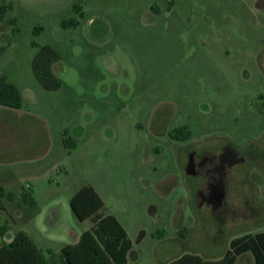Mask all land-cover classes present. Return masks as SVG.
Masks as SVG:
<instances>
[{"label": "rangeland", "instance_id": "374dc122", "mask_svg": "<svg viewBox=\"0 0 264 264\" xmlns=\"http://www.w3.org/2000/svg\"><path fill=\"white\" fill-rule=\"evenodd\" d=\"M45 45L61 54L53 91L32 67ZM0 74L24 98L23 115H1L0 184L18 198H4L0 245L18 231L41 236L31 215L91 227L70 206L86 185L128 231L129 264L217 259L264 230V0H0ZM182 128L260 156L228 186L236 217L198 202L170 136ZM21 136H34V149H19ZM24 189L35 205L21 200ZM48 231L36 244L59 258L74 240ZM236 264H255L253 252Z\"/></svg>", "mask_w": 264, "mask_h": 264}, {"label": "trees", "instance_id": "16d2710c", "mask_svg": "<svg viewBox=\"0 0 264 264\" xmlns=\"http://www.w3.org/2000/svg\"><path fill=\"white\" fill-rule=\"evenodd\" d=\"M60 60L61 54L50 45L42 46L34 57V74L47 90H57L62 86V80L55 70ZM23 99L20 88L9 81L6 75L0 74V106L21 109ZM176 133L179 136L191 135V131L185 128ZM66 142L70 140L66 138ZM21 196L25 204H36L35 198L27 190L24 189ZM6 197L11 201L18 198L15 192H8L0 184V212L6 209ZM70 206L80 220L91 219L92 226L83 232L77 242L65 244L59 258L47 256L27 233L18 231L11 241H4L0 245V264H129L132 239L115 215L100 212L105 202L95 187L86 185L80 188L71 197ZM0 231L5 236L8 226H2ZM250 250L255 264H264V230L234 239L221 258L211 259L196 253H184L168 264H236L238 257Z\"/></svg>", "mask_w": 264, "mask_h": 264}, {"label": "flooded vegetation", "instance_id": "af4514ba", "mask_svg": "<svg viewBox=\"0 0 264 264\" xmlns=\"http://www.w3.org/2000/svg\"><path fill=\"white\" fill-rule=\"evenodd\" d=\"M170 136L179 142L177 151L185 154L184 168L194 179L200 205H208L215 215L236 217L228 201V186L237 178L241 164L260 156L251 151H242L233 142L221 137L213 140L193 139V136H179L176 132ZM221 192H225L226 197L219 204L217 197Z\"/></svg>", "mask_w": 264, "mask_h": 264}, {"label": "crops", "instance_id": "0c3cea01", "mask_svg": "<svg viewBox=\"0 0 264 264\" xmlns=\"http://www.w3.org/2000/svg\"><path fill=\"white\" fill-rule=\"evenodd\" d=\"M0 107H2L0 109L3 111L2 114H0V123L1 124H3V122H4V119H2L3 113L5 114L8 111H11L13 113L14 112L15 113H19V114L21 113L20 115H23V112H21L22 108L21 109H14V108H9V107H4V106H0ZM32 137H34V136H32ZM32 137L27 138V136H21L20 141H21L22 144H19V146H18L19 149H21L23 147L28 148L29 150L34 149L33 146H35V144L31 143ZM33 139L35 140L36 138H33ZM25 216L26 215L24 214L23 218ZM35 216L36 215H31V216H28V218H27V220L30 218V223H31V226H32L31 227L32 232L35 233V234H38V232H39L41 234V236H43L42 232H44V231L45 232H49L48 230H49V228H51L52 234H51V236H50V234H48V236L51 237V238H54V239L66 238V237H68L70 235L73 238V240H74L73 243H75V242H77L80 239V237L83 234V232H85L86 230L91 228V227H87V228H85L83 230L77 229L76 231H72V228H65L63 226V222H62L60 217H58L56 219V221H53L52 218L55 217V216L51 217V216H48L47 214L46 215L43 214L42 216L39 215L38 217L37 216L35 217ZM39 226H41L43 228L42 232H40V231L37 232L36 229H38ZM26 227H28V225ZM41 236H38L36 238L34 235H32V238L35 240V242L38 245H40V243L42 242ZM9 241H11V239L8 240V242ZM65 244H68V243H64V245ZM41 248H43V247H41ZM46 248H47V250L49 249V247H46ZM221 257H219V258H221Z\"/></svg>", "mask_w": 264, "mask_h": 264}, {"label": "water", "instance_id": "95a60500", "mask_svg": "<svg viewBox=\"0 0 264 264\" xmlns=\"http://www.w3.org/2000/svg\"><path fill=\"white\" fill-rule=\"evenodd\" d=\"M188 173H190L189 170H188ZM225 197H226L225 192H221V193H219V195H218V197H217V201H218V203L221 204V203L224 201Z\"/></svg>", "mask_w": 264, "mask_h": 264}]
</instances>
